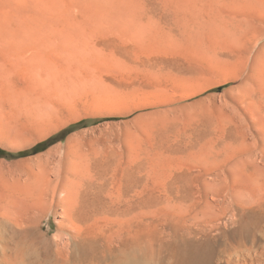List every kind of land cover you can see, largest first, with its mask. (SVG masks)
<instances>
[{
	"label": "rangeland",
	"instance_id": "rangeland-1",
	"mask_svg": "<svg viewBox=\"0 0 264 264\" xmlns=\"http://www.w3.org/2000/svg\"><path fill=\"white\" fill-rule=\"evenodd\" d=\"M0 149L29 248L215 233L264 185V0H0Z\"/></svg>",
	"mask_w": 264,
	"mask_h": 264
},
{
	"label": "bare ground",
	"instance_id": "bare-ground-1",
	"mask_svg": "<svg viewBox=\"0 0 264 264\" xmlns=\"http://www.w3.org/2000/svg\"><path fill=\"white\" fill-rule=\"evenodd\" d=\"M243 172L259 195L223 201L215 233V228L195 231L187 222H179L171 240L157 246L138 237L116 245L105 235L88 239L75 234L70 253L62 255V247L50 244L45 235L38 236L35 248L18 243L14 238L19 224L1 219L0 264H264V185L258 183L256 170Z\"/></svg>",
	"mask_w": 264,
	"mask_h": 264
},
{
	"label": "trees",
	"instance_id": "trees-1",
	"mask_svg": "<svg viewBox=\"0 0 264 264\" xmlns=\"http://www.w3.org/2000/svg\"><path fill=\"white\" fill-rule=\"evenodd\" d=\"M64 136H59V137H51L47 140H45L44 142L38 143L36 144L34 147H32L30 150L28 151H23L20 152L19 154H17L16 158H20V157H26L29 155H34L40 152L45 151L47 148H49L50 146H52L53 144H55L56 142L63 140ZM3 151L0 149V156L3 155Z\"/></svg>",
	"mask_w": 264,
	"mask_h": 264
}]
</instances>
